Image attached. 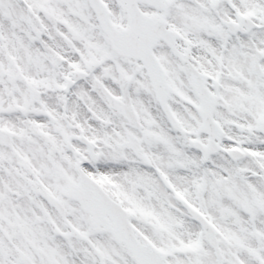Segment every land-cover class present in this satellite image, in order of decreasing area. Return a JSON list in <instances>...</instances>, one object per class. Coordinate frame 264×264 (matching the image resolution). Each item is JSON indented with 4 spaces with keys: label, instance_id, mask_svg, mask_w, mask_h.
<instances>
[{
    "label": "snow or ice",
    "instance_id": "snow-or-ice-1",
    "mask_svg": "<svg viewBox=\"0 0 264 264\" xmlns=\"http://www.w3.org/2000/svg\"><path fill=\"white\" fill-rule=\"evenodd\" d=\"M0 264H264V0H0Z\"/></svg>",
    "mask_w": 264,
    "mask_h": 264
}]
</instances>
